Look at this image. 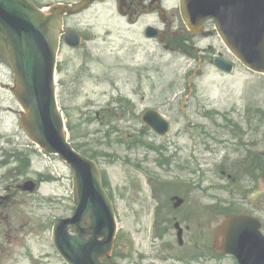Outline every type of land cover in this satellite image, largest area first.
<instances>
[{
  "label": "rangeland",
  "instance_id": "rangeland-1",
  "mask_svg": "<svg viewBox=\"0 0 264 264\" xmlns=\"http://www.w3.org/2000/svg\"><path fill=\"white\" fill-rule=\"evenodd\" d=\"M35 1L48 8L78 0ZM162 1L171 17L177 0ZM148 23L160 25L155 14L142 15L137 24H128L114 0H107L66 17L61 27L63 31L92 32L91 40H83L80 48H70L62 40L58 100L70 139L95 156L114 198L118 235L105 260L121 264H237L231 256L210 259L196 255L209 251L210 233L220 219L214 204L254 214L264 206V166L260 165V154H264V75L237 59L233 72L227 74L213 65L212 54L199 60L183 49L170 51L146 38ZM171 29L175 30L174 25ZM170 34L171 38L181 37ZM195 43L203 47L212 44L214 54L226 53L217 36H197ZM14 85V71L0 41L2 146L21 149V166L26 168L20 182L39 175L45 179L37 194H25L18 223L31 220L34 239L40 238L39 233L48 239V229L44 233L40 227L74 210L72 174L59 157L37 150L24 132ZM147 108L159 110L171 121L166 136L150 133L145 127L142 115ZM138 139L163 146L165 159L172 164L161 167L153 159L157 156L154 151L145 147L129 150L120 141L134 143ZM253 158L259 166L254 170ZM255 174L261 176L259 180ZM174 196L184 198L178 207ZM176 221L185 229L183 245L178 242ZM41 248L35 243L33 252ZM45 250H50L53 264H64L50 245ZM191 254L194 260L180 259Z\"/></svg>",
  "mask_w": 264,
  "mask_h": 264
},
{
  "label": "water",
  "instance_id": "water-1",
  "mask_svg": "<svg viewBox=\"0 0 264 264\" xmlns=\"http://www.w3.org/2000/svg\"><path fill=\"white\" fill-rule=\"evenodd\" d=\"M88 3L56 4L45 12L33 0H0V38L15 71V95L25 109L21 124L32 140L67 161L73 173L76 212L60 220L55 233L59 250L71 264H104L100 257L112 249L116 230L112 202L102 185L99 167L68 142L56 96L63 16L83 10ZM182 12L193 28L207 17H215L222 37L239 58L264 71V0H182ZM84 36L90 38L89 32ZM67 40L77 46L80 39L76 31L68 30ZM215 63L232 70V63L221 58ZM143 118L161 134L170 129V121L157 110H148ZM181 202L178 199L176 205ZM253 219L229 216L217 233V250L234 253L241 264H264V234L261 223ZM82 221L88 226L81 227ZM71 227L79 234L69 233Z\"/></svg>",
  "mask_w": 264,
  "mask_h": 264
},
{
  "label": "flooded vegetation",
  "instance_id": "flooded-vegetation-1",
  "mask_svg": "<svg viewBox=\"0 0 264 264\" xmlns=\"http://www.w3.org/2000/svg\"><path fill=\"white\" fill-rule=\"evenodd\" d=\"M120 4L126 8L131 17L134 14L141 15L145 13L150 15L158 13V16L164 20V27L161 30L160 39L165 40L166 46L170 48L174 49L176 46H180L178 42L179 37L171 38L170 33H173L175 36H180V32H189L182 25L178 13L173 12L172 16L169 17L162 8L159 0H120ZM173 25L175 30L171 29ZM181 37L188 38L187 36ZM1 109L2 106L0 105ZM16 149L11 147L5 151L2 146V139H0V264H22V259L33 253L35 243L37 245L40 244L42 248L36 256L39 260H34L33 263L46 264L44 261L48 255L45 254V248L47 245H51L50 240L40 233L38 234L40 238L37 240L34 239L31 235L33 232L30 231L31 220L26 219V223H18L20 218L19 188L21 184L19 168L18 166L13 168L14 164L18 163ZM5 156L6 159H4ZM42 230L45 233L47 228Z\"/></svg>",
  "mask_w": 264,
  "mask_h": 264
},
{
  "label": "trees",
  "instance_id": "trees-1",
  "mask_svg": "<svg viewBox=\"0 0 264 264\" xmlns=\"http://www.w3.org/2000/svg\"><path fill=\"white\" fill-rule=\"evenodd\" d=\"M75 147L79 148L80 150V145L79 144H75ZM84 153L88 154L91 157H95L93 154L90 155V153H88L86 150H82ZM260 165L261 167L264 166V159L260 158Z\"/></svg>",
  "mask_w": 264,
  "mask_h": 264
},
{
  "label": "bare ground",
  "instance_id": "bare-ground-1",
  "mask_svg": "<svg viewBox=\"0 0 264 264\" xmlns=\"http://www.w3.org/2000/svg\"><path fill=\"white\" fill-rule=\"evenodd\" d=\"M44 11H46V12H47V11H48V8H45V9H44Z\"/></svg>",
  "mask_w": 264,
  "mask_h": 264
}]
</instances>
